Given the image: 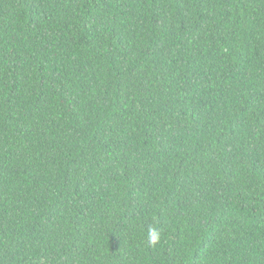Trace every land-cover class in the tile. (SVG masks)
Masks as SVG:
<instances>
[{
	"label": "trees",
	"instance_id": "obj_1",
	"mask_svg": "<svg viewBox=\"0 0 264 264\" xmlns=\"http://www.w3.org/2000/svg\"><path fill=\"white\" fill-rule=\"evenodd\" d=\"M0 264H264V0H0Z\"/></svg>",
	"mask_w": 264,
	"mask_h": 264
},
{
	"label": "clouds",
	"instance_id": "obj_2",
	"mask_svg": "<svg viewBox=\"0 0 264 264\" xmlns=\"http://www.w3.org/2000/svg\"><path fill=\"white\" fill-rule=\"evenodd\" d=\"M149 238L153 243L157 242L159 240V233L155 228H151L149 230Z\"/></svg>",
	"mask_w": 264,
	"mask_h": 264
}]
</instances>
